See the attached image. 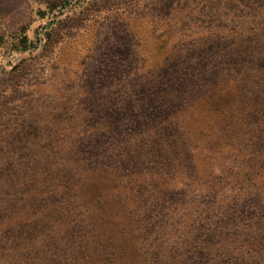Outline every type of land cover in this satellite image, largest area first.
<instances>
[{
  "label": "rangeland",
  "instance_id": "rangeland-1",
  "mask_svg": "<svg viewBox=\"0 0 264 264\" xmlns=\"http://www.w3.org/2000/svg\"><path fill=\"white\" fill-rule=\"evenodd\" d=\"M0 264H264V0H0Z\"/></svg>",
  "mask_w": 264,
  "mask_h": 264
}]
</instances>
